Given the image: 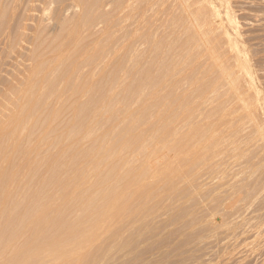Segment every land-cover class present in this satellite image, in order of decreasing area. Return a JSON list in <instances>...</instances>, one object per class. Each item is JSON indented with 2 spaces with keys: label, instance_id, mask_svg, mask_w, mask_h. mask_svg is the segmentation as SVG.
<instances>
[{
  "label": "rangeland",
  "instance_id": "obj_1",
  "mask_svg": "<svg viewBox=\"0 0 264 264\" xmlns=\"http://www.w3.org/2000/svg\"><path fill=\"white\" fill-rule=\"evenodd\" d=\"M0 176V264H264V0H0Z\"/></svg>",
  "mask_w": 264,
  "mask_h": 264
},
{
  "label": "bare ground",
  "instance_id": "obj_2",
  "mask_svg": "<svg viewBox=\"0 0 264 264\" xmlns=\"http://www.w3.org/2000/svg\"><path fill=\"white\" fill-rule=\"evenodd\" d=\"M28 94H29V93H28ZM31 96H32V95H31ZM23 99H24V98H23ZM31 100H32V99H31ZM24 107H25V106H24ZM21 108H22V107H21ZM29 108H30V107H29ZM25 111H26V110H25ZM26 112H27V111H26ZM28 113H29V112H28ZM15 122H16V121H15ZM15 122H14V124H15ZM29 124H30V122H29ZM12 126H13V125H12ZM21 126H22V125H21ZM9 127H10V126H9ZM9 127H8V128H9ZM23 128H24V127H23ZM5 129H6V128H5ZM7 131H10V130H7ZM3 132H4V131H3ZM13 139H14V138H13ZM17 145H18V144H17ZM12 146H13V145H12ZM28 148H29V147H28ZM0 177H1V176H0ZM32 203H33V202H32ZM27 204H28V203H27ZM0 206H1V205H0ZM16 209H17V208H16ZM19 219H20V218H19ZM20 225H21V223H20ZM46 225H47V224H46ZM21 226H22V225H21ZM21 226H20V227H21ZM24 227H25V226H24ZM34 227H36V226H34ZM16 229H17V228H16ZM41 229H42V228H41ZM26 231H27V230H26ZM31 231H32V230H31ZM29 232H30V231H29ZM39 232H40V231H39ZM39 232H38V233H39ZM16 234H17V233H16ZM16 234H15V235H16ZM20 236H21V235H20ZM3 238H4V237H3ZM12 238H13V237H12ZM9 239H10V238H9ZM13 239H14V238H13ZM17 239H18V238H17ZM14 240H15V239H14ZM11 241H12V240H11ZM43 241H44V240H43ZM6 242H7V241H6ZM46 242H47V241H46ZM8 243H9V241H8ZM15 243H16V242H15ZM40 243H41V242H40ZM4 247H6V246H4ZM8 247H10V245H9ZM13 247H15V246H13ZM21 247H22V246H21ZM33 248H35V247H33ZM19 249H20V248H19ZM27 249H28V247H27ZM30 250H31V249H30ZM37 250H39V249H37ZM41 250H46V249H41ZM22 251H24V250H22ZM26 252H27V251H26ZM28 252H30V251H28ZM32 252L35 253L36 251H35V252L32 251ZM33 253H32V255H33ZM40 253H42V252H40ZM28 254H29V253H28ZM19 255H20V254H19ZM24 255H25V254H24ZM34 255H35V254H34ZM36 255H37V254H36ZM36 255H35V256H36ZM14 256H15V255H14ZM28 256H30V254H29ZM35 256H34V257H35ZM15 257H16V256H15ZM30 257H31V256H30ZM25 258H26V257H25ZM25 258H23V259H25ZM27 258H28V257H27ZM32 258H33V256H32ZM15 260H16V259H15ZM20 260H21V259H20ZM26 260H27V259H26ZM20 262H21V261H20Z\"/></svg>",
  "mask_w": 264,
  "mask_h": 264
}]
</instances>
